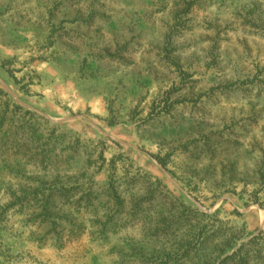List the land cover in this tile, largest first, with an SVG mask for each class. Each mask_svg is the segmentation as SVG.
<instances>
[{
	"label": "rangeland",
	"instance_id": "374dc122",
	"mask_svg": "<svg viewBox=\"0 0 264 264\" xmlns=\"http://www.w3.org/2000/svg\"><path fill=\"white\" fill-rule=\"evenodd\" d=\"M0 264H264V0H0Z\"/></svg>",
	"mask_w": 264,
	"mask_h": 264
},
{
	"label": "trees",
	"instance_id": "16d2710c",
	"mask_svg": "<svg viewBox=\"0 0 264 264\" xmlns=\"http://www.w3.org/2000/svg\"><path fill=\"white\" fill-rule=\"evenodd\" d=\"M68 201V198L66 199ZM41 214L39 215V220L42 224V226H48L49 231H47L48 234H57V230L61 229V222L60 219L56 217L51 216L50 214L55 211L54 204L48 203L46 201L40 208Z\"/></svg>",
	"mask_w": 264,
	"mask_h": 264
}]
</instances>
